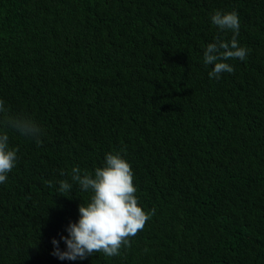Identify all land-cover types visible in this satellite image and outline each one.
Wrapping results in <instances>:
<instances>
[{"label":"trees","instance_id":"obj_1","mask_svg":"<svg viewBox=\"0 0 264 264\" xmlns=\"http://www.w3.org/2000/svg\"><path fill=\"white\" fill-rule=\"evenodd\" d=\"M216 11L238 13L250 50L219 79L203 52L233 32ZM0 99V119L42 129L38 144L0 125L18 149L0 264H264V0H0ZM117 152L154 215L118 256L58 259L92 195L72 169Z\"/></svg>","mask_w":264,"mask_h":264},{"label":"clouds","instance_id":"obj_2","mask_svg":"<svg viewBox=\"0 0 264 264\" xmlns=\"http://www.w3.org/2000/svg\"><path fill=\"white\" fill-rule=\"evenodd\" d=\"M211 23L221 30L233 32L230 42L217 38V42L209 43L203 52L205 66L214 65L209 77L219 79L221 73L231 74L235 71L224 61L237 58L243 61L250 50L238 44L240 21L237 12L216 11L211 16ZM6 112L4 101L0 99V115ZM0 125L41 143L42 129L30 117L5 115L0 119ZM8 141L7 133L0 132V184L7 181L8 174L17 163L18 149L10 148ZM134 178V169L119 152L106 154L104 166L97 167L94 175L87 172L81 175L80 168L74 167L71 180L78 183L82 191L90 190L92 195L86 205H79L78 221L70 222L66 228L68 235L61 237L66 250L61 251L59 241L53 239L52 254L60 260L75 261L95 253H103L107 257L118 256L122 248L131 247L130 239L142 231L154 215L153 211L146 212L139 206ZM48 184L51 187L52 182ZM72 187L67 180L59 182L60 193L71 192Z\"/></svg>","mask_w":264,"mask_h":264}]
</instances>
